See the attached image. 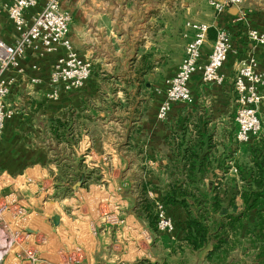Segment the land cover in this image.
Instances as JSON below:
<instances>
[{
  "label": "crops",
  "instance_id": "1",
  "mask_svg": "<svg viewBox=\"0 0 264 264\" xmlns=\"http://www.w3.org/2000/svg\"><path fill=\"white\" fill-rule=\"evenodd\" d=\"M10 4L11 0H0V40L12 45L17 33L8 19ZM62 9L71 14L69 38L79 56L92 64V74L82 89L65 91L58 88V98L52 99L50 96L55 89L50 83V73L63 51L46 54L41 47L30 49L20 66L11 72L16 85L8 101L17 107L18 112L6 122L0 138V195L8 184L15 185L13 196L0 198V246H10V249L0 251V255L8 253L5 264L19 263L17 252L12 250L17 245L15 239L19 232L28 234L29 243L49 227L59 232L67 227H95L84 222L67 224L61 214L60 224L55 226L52 221L55 215L49 216L45 209L43 218L46 223H34L40 215L30 212L25 220L32 218L29 223L32 225L19 227L20 214L14 203L63 208L71 194H88L91 193L89 189L102 194L112 193L115 181L109 178V173L104 174L105 169L109 172V169L131 167L132 164L145 167L148 163L157 173H163L173 156L170 143L174 146L191 145L196 141L206 142L207 137H211L214 157L221 158L226 152L235 150L237 124L233 82L238 64L250 57L256 61L258 70L264 71V45H256L248 38L251 30L264 33V0H248L241 13L230 9L221 15H216L208 0H64ZM201 9L203 13L208 12L206 17H200ZM38 10L27 11V18ZM189 23H204L210 27L201 65L208 61L216 30L224 28L228 31L232 48L220 71L224 82L207 85L202 82L200 73L195 74L189 83L193 103L174 105L167 120L160 121L157 115L168 82L179 70L185 47L193 37ZM33 66L38 70H33ZM32 79L39 83L31 84ZM261 93L264 95V88ZM258 114L263 132L259 138H252L248 144L239 146L236 161L247 160L249 149L263 145L264 101ZM54 120L68 123L67 132L63 129L58 133H64L69 143L54 138L50 128ZM82 158V163L87 159L92 162L93 169L101 171V182L105 184L90 186L87 190L75 189L79 181L72 171ZM67 168L70 176L64 173L62 177L61 170L65 172ZM92 171L88 172L91 179L96 177V172ZM67 179L76 181L70 194H64L61 188L56 189L59 182ZM206 183L211 188L215 183L214 176L210 174ZM19 185L18 191L16 187ZM20 191L26 194V200H18ZM116 196L122 206L120 211L117 210L120 221H114L112 227L99 225L98 238L105 240L106 246L122 251L123 255L106 260V264H147L151 255L141 259L131 251L133 248L136 251L135 247L143 242L142 239L145 243L148 234L153 235L147 225L129 211L136 195L131 199ZM170 212L178 214L183 221L180 208H173ZM165 215L172 220L167 209ZM178 229L181 227L154 236L155 249L152 251L156 257L151 262L207 264V251L190 253L180 241Z\"/></svg>",
  "mask_w": 264,
  "mask_h": 264
},
{
  "label": "trees",
  "instance_id": "2",
  "mask_svg": "<svg viewBox=\"0 0 264 264\" xmlns=\"http://www.w3.org/2000/svg\"><path fill=\"white\" fill-rule=\"evenodd\" d=\"M68 127L54 120L50 128L56 140L69 143L64 133H58L67 132ZM170 147L173 156L164 172L151 170L150 179L141 180L138 195L131 201L136 219L156 233V201L148 196L152 190L169 211L174 227H181L180 241L190 253L207 251V264H264V139L262 147L249 149V158L242 162L235 160L238 144L223 157H214L211 137L191 145L170 143ZM83 161L72 171L82 183L78 188H84L91 175ZM64 173L70 176L69 168L61 170L62 177ZM210 174L215 179L211 188L206 183ZM76 181L59 182L56 189L70 194ZM173 208L183 211V221L170 212Z\"/></svg>",
  "mask_w": 264,
  "mask_h": 264
},
{
  "label": "built area",
  "instance_id": "3",
  "mask_svg": "<svg viewBox=\"0 0 264 264\" xmlns=\"http://www.w3.org/2000/svg\"><path fill=\"white\" fill-rule=\"evenodd\" d=\"M63 2L64 0H11L7 8L8 19L15 27L17 39L12 45L0 40V138L6 122L18 112L17 107L8 101L16 85V79L11 76V72L20 66L28 50L41 47L46 54L63 51L50 73V83L55 89L50 96L52 99L58 98V88L65 91L80 90L91 77L92 64L79 56L69 38L72 17L62 9ZM246 2L247 0H208L216 15L224 14L230 9H238L241 13ZM37 8L39 10L28 19L27 11ZM188 27L192 30L193 37L185 47V56L179 70L168 82L165 99L157 115L160 121L167 120L174 105L193 103L189 83L195 74L200 73L202 82L207 85H221L224 82L220 71L232 48L228 31L224 28L216 30L208 61L201 65L210 27L204 23H189ZM248 38L256 45H264V33L251 30ZM33 70H38V67L33 66ZM38 83L36 79L31 80L33 85ZM263 88L264 71L258 70L256 61L250 57L240 61L233 82L237 124L235 140L239 146L248 144L252 138H259L263 132V123L258 114V108L264 101V95L261 93ZM232 172L235 173V169H232ZM149 196L156 201V235L171 233L174 224L165 215L164 206L156 200L155 193H150ZM145 239L149 240V243L153 241L149 234ZM1 248L0 246V251ZM4 254L0 255V264L4 262Z\"/></svg>",
  "mask_w": 264,
  "mask_h": 264
},
{
  "label": "rangeland",
  "instance_id": "4",
  "mask_svg": "<svg viewBox=\"0 0 264 264\" xmlns=\"http://www.w3.org/2000/svg\"><path fill=\"white\" fill-rule=\"evenodd\" d=\"M200 12H202V9L200 10ZM207 14L208 12L204 11V13L202 12L200 14V17H206ZM85 161L86 162L83 163V166L85 168L84 170L89 172L93 170L92 172H96V177H93V179H91L90 175V179L87 181L83 189L87 190L90 186L99 187L105 184L101 182V171L97 172V168L93 169L90 166L92 162H89V160L87 159ZM109 170L111 171L108 172L105 169L104 174L109 173V178L111 180L114 179L115 181V185H113L114 191L112 193L110 191L108 194H102L95 189H89L88 192L91 193L83 194L84 196L81 194L77 196L71 194L67 197L68 199H66V205L63 208L59 207L58 205H47L43 208L42 205L39 207H35L34 205H29V203H23V205H17L18 203H14V207L20 214L19 227H27L26 225H32L29 224L30 222L32 223V218L25 220V218L29 216L30 212L38 213L41 217L36 219L34 223H46L45 219L43 218V209H45L49 216L53 214L55 216H59V214H61L62 216H64L63 218H66L67 224L84 222L89 224L90 226H95L67 227L63 232H59L54 227H49L44 233H41L38 239H36L35 241H32V239H30L31 242L29 243L27 241L28 234H26V232H19V235H17L15 239L17 245H14L15 247L13 246L12 249L14 252H17L16 257L19 260L18 264H93V261L94 264H106V260H110L116 258L117 256L123 255V253H121L122 251L106 246L105 240H101V238H98V226L101 224H105V226L107 227H112L114 225V221H120V216L119 214L117 215V210L120 211L122 206L119 204V200L117 199L116 195L118 194V196H120L121 198L122 196H129L130 199L134 195L137 196L141 180L145 178L150 179V171L155 169L153 168V166H150V164L147 163V166L145 167L139 166L138 164H132L131 167L117 169L113 168ZM14 186L15 185L8 184V186L4 189L5 191H2L0 198H6V195L13 196L15 191ZM16 188L19 191L20 185ZM117 188L120 189L117 190ZM41 189L44 188L41 187ZM150 193L154 195L155 192L150 190L148 196L150 195ZM113 194L115 197L113 196ZM17 198L18 200H26V194H22V192L20 191L17 194ZM13 199L15 198L13 197ZM57 201H59V199L56 200V203ZM131 210L132 208L129 209V211ZM152 233V243H149V240H146V242L143 243L144 240L142 239L143 242H141L139 246L135 247L136 251L134 250V248L131 250L132 254H137V256H140L141 259L144 258L145 255H147L148 257L149 255H151L149 258L150 260H148L147 264H154V262L152 263L151 261L156 257L155 253L152 250L155 249L154 236L157 234V231L156 233ZM99 243L100 246L97 247ZM81 245H85L87 247L83 246V248H80ZM4 249H10V246H6L3 248V250ZM4 253V259H6L8 253ZM142 254H144V256ZM80 258H82V260H79ZM96 258H98V260ZM76 259H78L77 262ZM158 259H160V257H158ZM5 263L6 262L4 261V264ZM124 264H133V262Z\"/></svg>",
  "mask_w": 264,
  "mask_h": 264
},
{
  "label": "water",
  "instance_id": "5",
  "mask_svg": "<svg viewBox=\"0 0 264 264\" xmlns=\"http://www.w3.org/2000/svg\"><path fill=\"white\" fill-rule=\"evenodd\" d=\"M236 10H238V9H235V11H236ZM81 184H82V183H79V184L75 187V189L78 188V187H81ZM52 221H53V223H54L55 226H58V225L60 224V218H59V216H54V217L52 218Z\"/></svg>",
  "mask_w": 264,
  "mask_h": 264
}]
</instances>
